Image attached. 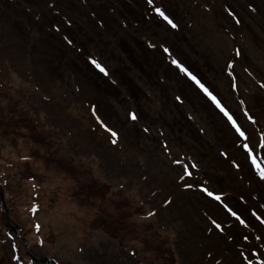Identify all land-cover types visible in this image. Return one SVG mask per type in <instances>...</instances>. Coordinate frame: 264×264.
<instances>
[{"label":"rangeland","instance_id":"1","mask_svg":"<svg viewBox=\"0 0 264 264\" xmlns=\"http://www.w3.org/2000/svg\"><path fill=\"white\" fill-rule=\"evenodd\" d=\"M262 144L264 0H0V264H264Z\"/></svg>","mask_w":264,"mask_h":264},{"label":"snow or ice","instance_id":"2","mask_svg":"<svg viewBox=\"0 0 264 264\" xmlns=\"http://www.w3.org/2000/svg\"><path fill=\"white\" fill-rule=\"evenodd\" d=\"M161 15H163V13H160ZM171 23V21H169ZM173 27H175V25H173ZM98 68H100V71L104 72L105 70L100 67L99 65H97ZM135 118V117H133ZM115 135V134H113ZM261 147H264V144L261 145ZM249 153H250V157L252 159V163L254 165V167L258 170L261 178H264V168L261 167V162H258V159L255 155L252 154L251 150L249 149Z\"/></svg>","mask_w":264,"mask_h":264},{"label":"water","instance_id":"3","mask_svg":"<svg viewBox=\"0 0 264 264\" xmlns=\"http://www.w3.org/2000/svg\"><path fill=\"white\" fill-rule=\"evenodd\" d=\"M2 203H3V201H2ZM18 232H19V230H17ZM37 259V258H36ZM40 259V258H39ZM39 259H37V260H39ZM40 261L42 262H44L45 264H47L48 263V261H52L50 258H43V259H40ZM54 264V263H53Z\"/></svg>","mask_w":264,"mask_h":264},{"label":"bare ground","instance_id":"4","mask_svg":"<svg viewBox=\"0 0 264 264\" xmlns=\"http://www.w3.org/2000/svg\"><path fill=\"white\" fill-rule=\"evenodd\" d=\"M17 230H19V228H18ZM19 233H20V231H19ZM16 259H17V258H16ZM40 259H41V258H40ZM18 260H19V259H18ZM42 263L45 264L43 261H42ZM48 263H49V264H53V263L55 264V262H54L53 260H52V261H48Z\"/></svg>","mask_w":264,"mask_h":264},{"label":"trees","instance_id":"5","mask_svg":"<svg viewBox=\"0 0 264 264\" xmlns=\"http://www.w3.org/2000/svg\"><path fill=\"white\" fill-rule=\"evenodd\" d=\"M98 71H100V70H98ZM96 73V72H95ZM96 74H98L95 78L96 79H98V77H101L103 74H100L99 72L98 73H96Z\"/></svg>","mask_w":264,"mask_h":264}]
</instances>
